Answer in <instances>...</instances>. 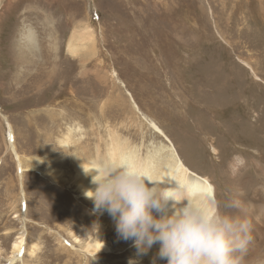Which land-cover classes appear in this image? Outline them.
<instances>
[{
	"label": "rangeland",
	"instance_id": "obj_1",
	"mask_svg": "<svg viewBox=\"0 0 264 264\" xmlns=\"http://www.w3.org/2000/svg\"><path fill=\"white\" fill-rule=\"evenodd\" d=\"M48 14L60 37L56 73ZM81 22L96 41L84 67L68 52ZM31 24L45 48L29 64L13 42ZM151 120L185 164L212 182L222 212H232L227 164L238 155L264 157V0H0V264H167L158 243L138 256L109 225L113 218L94 214L93 201L67 183L75 157L101 156L115 138L142 152L163 140ZM68 133L75 140L64 146ZM12 147L23 167L38 163L53 173L20 172ZM254 172L241 201L251 224L261 225L264 174L254 167L248 175ZM22 232L26 245L13 262ZM102 232L113 252L87 254L88 239ZM247 251L243 264H264V240Z\"/></svg>",
	"mask_w": 264,
	"mask_h": 264
},
{
	"label": "clouds",
	"instance_id": "obj_2",
	"mask_svg": "<svg viewBox=\"0 0 264 264\" xmlns=\"http://www.w3.org/2000/svg\"><path fill=\"white\" fill-rule=\"evenodd\" d=\"M84 171L96 185L84 192L93 201L92 212H107L118 236L132 241L138 256L158 243V257L167 264H242L253 239L246 216L197 202L188 195V184L164 187V180L151 179L128 160L105 159ZM226 207L241 208L242 202L234 199ZM129 264L138 262L133 258Z\"/></svg>",
	"mask_w": 264,
	"mask_h": 264
},
{
	"label": "bare ground",
	"instance_id": "obj_3",
	"mask_svg": "<svg viewBox=\"0 0 264 264\" xmlns=\"http://www.w3.org/2000/svg\"><path fill=\"white\" fill-rule=\"evenodd\" d=\"M46 18H47V25L51 26V28L48 27L49 30L47 32L49 33L48 49L51 51L53 55L52 57L53 65H52V68L50 69V72L56 73V69L58 68L59 51H61L59 50V46H60L59 38L60 37H58L56 34L58 30L55 31L56 30L55 24H54V21L51 15L48 14ZM75 28H73L74 31H72V34L69 38L68 52L69 54L73 56L79 55L81 57L80 60L82 61L81 62L82 67H84V64L89 58L88 55L90 53L91 54L95 53V49H96L95 34L93 30L90 28L89 23L81 22V24L77 27L75 26ZM37 35L38 34L36 30L32 27V24L31 26H29V28L24 26L22 30L20 31V37L18 39H15V41L13 42V49L15 50L14 53H16L19 58H22L21 60L23 62L25 60V62L30 64V63L35 62L36 58H38L37 51L38 52L39 50L41 51L42 46L40 44L41 41H39ZM42 48H45V47H42ZM44 62L45 64L47 63L46 61ZM250 67L254 75L257 77L258 75L255 72L254 68L252 66ZM48 78H49V81H52L53 79H55L52 77H48ZM81 80L85 81V78L82 77ZM79 91L80 90L75 91V93L77 94L79 93ZM127 93H128V96H131V94L128 91ZM130 99L132 100V97ZM132 101H133V105L137 108L135 101L134 100ZM150 127L154 129L155 133L159 134L163 138V140L153 143L151 148L146 149V152H144L145 154H141V151H142L141 146H134L128 143V141L120 142L115 138V140L113 141L114 143L108 148L106 153L102 154L101 156L95 155L94 157H90V156L75 157L76 173L73 175L71 181H67V179L64 178L65 179L64 182L67 181V183L68 182H71L72 184L74 183L77 186V190H79L80 192V196L86 198L84 195V192L89 189L94 190L96 185L92 183L91 174H85L84 168L86 170L98 168L100 167V161H103L105 159H114L117 161L128 160L132 162L133 164H135L137 167L141 168L143 171L147 172L149 176L151 177V179L157 180V181L164 180V183L162 184V186L164 187L179 188L180 186L179 182L181 184H188L189 185V191H188L189 196L194 197L197 202L203 203L210 208H213V207L218 208V210L222 212V210L219 208V201L216 198L217 194L213 188L214 186L212 182L208 178L203 177L200 174L193 172L190 169V167L185 164L184 160L179 155L170 137L167 135L165 130L157 122H154L151 120ZM114 133H113V136H114ZM72 136L73 134L71 135V133H68V135L62 140V142H64V146L65 145L67 146V143L68 145L74 143L75 139ZM119 139H121V137ZM12 148L15 154L18 156V167L20 169V172H23L25 170H30V171H37L39 173H43V172L53 173V170L51 168L47 170H43L39 166L38 163H33L31 166L23 167L24 165L22 164L19 158L20 156L16 153L15 148L14 147ZM214 149L215 151H217L216 147ZM255 151L261 154L259 149H255ZM254 167H255L256 172L264 174V157L263 156H258V158L255 157L253 159H250L249 161H245L242 156L238 155L237 157L233 158L227 164L228 174L231 175V180L229 182V185L231 188V201L234 199H239L241 201L242 199H244L245 196L249 195V193H246L245 191V188H246L245 182H251L252 180L258 179V178H255L256 177L255 172L248 175L249 170L254 169ZM149 186H152V185L150 184ZM246 190H249V189L246 188ZM253 192L255 196H259L258 194H260L258 192H257L258 194H256V191H253ZM263 196H264V187H263ZM86 199L89 201H92L91 199H88V198ZM213 201H215V204L212 203ZM241 202H242V207L233 208L230 214L234 216H240V214H242L240 217L246 216L251 221V219L249 218L248 206L246 204L247 200H245L244 202L243 201ZM182 203H187V200L185 199ZM260 224L261 225H258L257 221H255L254 224H252L251 234H252L253 239H252L251 245L260 246L261 242H263L264 240V220ZM109 225L114 226L115 220L114 219L111 220ZM257 230H259L258 237H257L258 235L257 232H255ZM104 234L105 233L102 232V236H99V235L91 236L90 239H88V241L85 244V252L87 254H90L93 256L94 255L101 256V255H109L110 253L113 252V246H111V244L107 241ZM73 238H74V241L80 240L77 234H73ZM25 245H26V237H25L24 232H22V234H20L12 244V253L14 254L13 262H15L16 260L15 259L16 253L21 252L22 248ZM153 248H155V246H153ZM37 249H38V244L32 242L30 253L34 255ZM154 254H155L154 252L149 253V255L151 256H153ZM159 260L161 261V263H165L163 259H159Z\"/></svg>",
	"mask_w": 264,
	"mask_h": 264
},
{
	"label": "water",
	"instance_id": "obj_4",
	"mask_svg": "<svg viewBox=\"0 0 264 264\" xmlns=\"http://www.w3.org/2000/svg\"><path fill=\"white\" fill-rule=\"evenodd\" d=\"M141 154H145V153L141 151Z\"/></svg>",
	"mask_w": 264,
	"mask_h": 264
}]
</instances>
